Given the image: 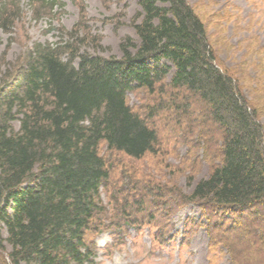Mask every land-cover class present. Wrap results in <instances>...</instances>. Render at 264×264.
I'll return each instance as SVG.
<instances>
[{
  "label": "trees",
  "instance_id": "trees-1",
  "mask_svg": "<svg viewBox=\"0 0 264 264\" xmlns=\"http://www.w3.org/2000/svg\"><path fill=\"white\" fill-rule=\"evenodd\" d=\"M44 1L31 0L36 11ZM139 3L138 42L125 38L119 58L38 43L24 65L0 72V264H98L86 241L106 212L109 171L98 145L140 158L156 143L127 104L137 89L169 97L164 110L199 102L203 122L220 134L218 163L185 197L201 209L210 240L255 227L243 238L255 249L264 243L255 238L264 234V65L253 63V77L241 64L223 65L186 0ZM116 208L128 222L126 201ZM212 211L218 219L210 222ZM223 243L233 258L234 241Z\"/></svg>",
  "mask_w": 264,
  "mask_h": 264
},
{
  "label": "rangeland",
  "instance_id": "rangeland-1",
  "mask_svg": "<svg viewBox=\"0 0 264 264\" xmlns=\"http://www.w3.org/2000/svg\"><path fill=\"white\" fill-rule=\"evenodd\" d=\"M56 2L49 8L46 0L44 9L36 11L31 0H0L1 73L8 66L16 69L24 65L38 43H68V48H77L81 53L119 58L125 38L138 42L133 23L142 18L139 0ZM186 2L206 25L209 41L223 65L236 69L241 64L246 75L253 77V63L264 65V0ZM126 101L155 130L157 138L154 151L140 158L110 149L104 141L99 143L98 152L105 161L109 179L101 188L106 212L95 216L93 229L86 232L95 261L264 264V243L255 249L245 239L247 235L254 236L257 228L253 227L250 234L240 233L241 238L236 240L219 231L210 240L202 225L205 219L201 209L185 200L193 184L205 177L220 158V134L210 122H203L200 103L192 101L187 111L175 106L164 110L169 97L145 89L127 92ZM160 107L164 109L159 110ZM12 124L16 129L19 126L18 120ZM125 201L128 222L125 217L116 218L120 214H116V203ZM139 202L144 203L141 211ZM211 214L210 222L218 219L215 211ZM2 235L6 236L4 228ZM255 238L264 241V234ZM233 241L232 258L223 242Z\"/></svg>",
  "mask_w": 264,
  "mask_h": 264
}]
</instances>
